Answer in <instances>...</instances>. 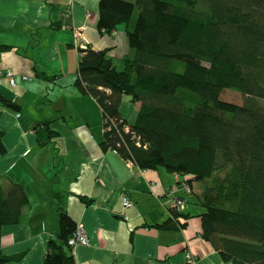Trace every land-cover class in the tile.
I'll list each match as a JSON object with an SVG mask.
<instances>
[{"label":"trees","instance_id":"1","mask_svg":"<svg viewBox=\"0 0 264 264\" xmlns=\"http://www.w3.org/2000/svg\"><path fill=\"white\" fill-rule=\"evenodd\" d=\"M123 23L130 53L121 69L107 49H78L75 84L102 108L101 148L186 175L204 208L201 236L224 261L264 264V0H100V32ZM226 89L243 103L222 100ZM124 95L139 104L133 123L120 111ZM29 203L23 184L0 182V264L19 259L2 253L1 234ZM58 213L44 264H76L68 239L77 223ZM171 214L158 226L183 227L190 216Z\"/></svg>","mask_w":264,"mask_h":264},{"label":"crops","instance_id":"2","mask_svg":"<svg viewBox=\"0 0 264 264\" xmlns=\"http://www.w3.org/2000/svg\"><path fill=\"white\" fill-rule=\"evenodd\" d=\"M99 3L0 0V96L20 105L15 110L0 99V130L7 148L0 153V182L23 184L30 200L19 223L2 229V253L19 256L6 264H44L58 229L59 206L77 225H84L90 237L89 245L71 247L76 264H188V251L198 255L196 264H234L201 236L199 214L204 208L173 172L163 166L143 169L101 148L102 108L79 92L76 74L73 81H65L71 92L61 109L66 111L50 113L54 109L47 107L48 101L53 103L48 82L78 70L75 29L86 27L79 39H88L94 49H109L118 67L130 53L125 30L112 37L98 29ZM8 70L15 73V87L5 77ZM129 101L124 95L120 111L133 123L139 104ZM45 121L54 132L48 134ZM125 195L132 206L123 205ZM178 199L187 200L182 212L190 216L180 220L185 226H158L171 217Z\"/></svg>","mask_w":264,"mask_h":264},{"label":"rangeland","instance_id":"3","mask_svg":"<svg viewBox=\"0 0 264 264\" xmlns=\"http://www.w3.org/2000/svg\"><path fill=\"white\" fill-rule=\"evenodd\" d=\"M127 1H132V2H135L136 0H127ZM121 27H119L117 30H121V29H123V30H125V24L123 23L122 25H120ZM117 33H118V31H116V30H114L112 33H108V34H110L112 37H115L116 35H117ZM89 41V40H88ZM88 46H90V41L88 42ZM108 50V52H109V49H107ZM119 69H121V67L119 68ZM74 74H76L74 71L73 72H71V73H68L67 75H61L59 78H56V79H53L51 82H48L49 83V85H50V94H51V97H50V99L49 100H52L53 101V103L51 104V106H50V101H48V103H49V105H47V107H50V109H52V107H53V105L56 103V102H59L61 99H64V100H66L67 102L68 101H70V94H71V92H70V87L69 86H66V83H65V81L67 80V79H71L72 81L74 80V78H75V75ZM44 94V93H43ZM221 99L222 100H226V101H229V102H233V103H237V104H242L243 103V101H244V96L240 93V92H238V91H236V90H232V89H226V90H223V92L221 93ZM129 99H130V103L132 104H136V102H134L132 99H131V97L129 96ZM126 100V99H125ZM263 105H264V103H262ZM30 105H33V103H32V101L30 102ZM129 107L128 108H130L131 107V109H132V105H128ZM41 107H45V105H42ZM46 107V108H47ZM127 108V109H128ZM33 109H34V107H33ZM66 110L64 109V110H61V111H54V110H52L50 113H53V114H62V113H64ZM137 118V117H136ZM129 121V120H128ZM135 122V121H134ZM103 123H104V120H103V117H101V119H100V122H98V126H99V128H102L103 127ZM131 123V122H130ZM127 161V160H126ZM127 163H129V164H133L134 162H132V161H127ZM174 173V175H175V178H176V180L177 181H179V183L181 182V185H182V188H183V190H185V192L187 193V194H190V193H192L193 192V190H192V188L190 187V185L186 182V179H184L185 177H186V175H182V174H180V173H176V172H173ZM188 177V176H187ZM51 183L49 182V181H47V184H46V187H48L49 185H50ZM58 184V181H56L55 182V188H57V187H59V185H57ZM178 188V185H175V188H172V189H177ZM171 189V190H172ZM189 189V190H188ZM32 196H34V195H32L31 194V197ZM44 196H46V194L44 195ZM48 197V196H47ZM33 198V197H32ZM49 200H50V197H49ZM125 200H128L130 203H131V206L133 205V202H132V200L128 197V196H123V205L125 206V204H124V202H125ZM185 200L186 199H178L177 201L175 200V202L173 203V205H172V208H174L175 207V209H177L179 212H180V210H181V212L183 211L182 210V208H184V202H185ZM57 201V200H56ZM186 202H187V200H186ZM196 203H197V201H196ZM52 207H54L55 208V205L54 206H52ZM126 207H130V206H126ZM49 216H52V214H51V211L49 212V214H48ZM182 218V217H181ZM79 224V223H78ZM179 225V224H178ZM89 237V236H88ZM89 239H90V237H89ZM188 253H191L192 254V252H190V251H188L187 253H186V258H187V262H188V264H191L190 262H189V259H188V257H187V254ZM197 261H198V255L197 254H195L194 252H193V264H196L197 263ZM233 263V262H232Z\"/></svg>","mask_w":264,"mask_h":264},{"label":"built area","instance_id":"4","mask_svg":"<svg viewBox=\"0 0 264 264\" xmlns=\"http://www.w3.org/2000/svg\"><path fill=\"white\" fill-rule=\"evenodd\" d=\"M84 28H86V27L74 30V44H73V46L77 50L80 48H86L88 46V42H89L88 39H82V40L79 39V37L82 34L81 30ZM5 77L8 79V81L12 87H15L17 85L16 79H15V73L12 70H8L5 74ZM23 77L25 79L28 78L26 75H24ZM124 204H125V206H131V203L128 200H125ZM89 244H90V239L88 237V234L86 232L84 225H82V224L76 225V229L74 230L73 234L68 239V245L70 247H78L80 245L87 246ZM187 257L189 259V262L191 264H193V254L188 253Z\"/></svg>","mask_w":264,"mask_h":264},{"label":"water","instance_id":"5","mask_svg":"<svg viewBox=\"0 0 264 264\" xmlns=\"http://www.w3.org/2000/svg\"><path fill=\"white\" fill-rule=\"evenodd\" d=\"M63 104H64V99H61L59 102H57V103H55V104L53 105V109H54V110H61V109L64 108V107H63Z\"/></svg>","mask_w":264,"mask_h":264}]
</instances>
